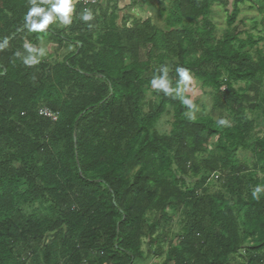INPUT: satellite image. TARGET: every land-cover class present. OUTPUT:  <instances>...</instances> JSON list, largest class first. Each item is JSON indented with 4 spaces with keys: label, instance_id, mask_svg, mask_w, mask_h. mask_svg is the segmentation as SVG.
Listing matches in <instances>:
<instances>
[{
    "label": "trees",
    "instance_id": "16d2710c",
    "mask_svg": "<svg viewBox=\"0 0 264 264\" xmlns=\"http://www.w3.org/2000/svg\"><path fill=\"white\" fill-rule=\"evenodd\" d=\"M73 1L37 32L0 0V264H264V0ZM180 68L231 117L194 115Z\"/></svg>",
    "mask_w": 264,
    "mask_h": 264
},
{
    "label": "rangeland",
    "instance_id": "374dc122",
    "mask_svg": "<svg viewBox=\"0 0 264 264\" xmlns=\"http://www.w3.org/2000/svg\"><path fill=\"white\" fill-rule=\"evenodd\" d=\"M215 12L212 14V18L214 20V22L217 24L218 26V37L222 36L223 33V27L226 25V12L223 9L222 5L216 3L215 4ZM73 10L71 13H69V16H72L74 10H75V1H73L72 4ZM120 7L123 9L121 11L120 14H122L123 11H126L128 13H135L138 17H140L142 20L147 19L149 16H151V10L152 8H148V10L145 12L144 8L140 9V7H135V8H126L125 4H123L120 0ZM241 7V12L239 14L238 20H237V24L241 25V29H244V27L246 28H250L251 25L253 24L254 20H259L260 17L262 16V14L256 9V8H251L249 6V2H245V3H241L240 4ZM243 19L244 20V25H242L239 21ZM131 20L128 21V24L130 25ZM244 36V35H243ZM50 46V44H48V46L42 44V50L48 49ZM259 46L263 48L264 50V41H261L259 43ZM177 92H184L186 94H188L190 96L191 100H199V104L197 107L196 111H193L192 113L194 115H206V114H210L212 115L216 120L218 121H223L224 122L228 119V117H231V112L229 108H225V107H220L219 105L217 106V99L215 98V96L211 93H207V92H203L202 88L200 87L199 84L194 83L192 80H190L189 82H183L180 84L179 89H177ZM151 102H154V97L150 98ZM247 113H249V111H247ZM173 120V116L172 115H165L163 117L162 123L160 128L162 130H169L171 128V122ZM218 136V135H217ZM218 137L215 138V140H217ZM242 157H250L251 156V152H245V151H241ZM249 163H251V160H248ZM218 177V175H216V178ZM177 225V224H176ZM170 247L169 243H165L164 244V248L165 250H168ZM163 260L162 257H155L154 258V262H161Z\"/></svg>",
    "mask_w": 264,
    "mask_h": 264
},
{
    "label": "clouds",
    "instance_id": "9594fccd",
    "mask_svg": "<svg viewBox=\"0 0 264 264\" xmlns=\"http://www.w3.org/2000/svg\"><path fill=\"white\" fill-rule=\"evenodd\" d=\"M72 4L73 0H57L56 3L51 5V8L48 11H45L43 7L36 6L35 0H33V7H31L26 16V23L29 27V30L43 32L47 28V26L53 22L54 14H58L60 20L64 24H69L71 22L69 13H71L73 10ZM34 17H40L39 22L33 19ZM91 18L92 14L89 11H86L82 16V19L85 21H88ZM161 71L166 73L167 69H161ZM177 71L179 72L183 82L190 81L191 78L187 70L180 68ZM152 86L156 88H163L166 92L170 91L167 86V81L164 78L153 79ZM185 103H190V101H185ZM258 190L259 188L257 189V191Z\"/></svg>",
    "mask_w": 264,
    "mask_h": 264
},
{
    "label": "built area",
    "instance_id": "2783aa9c",
    "mask_svg": "<svg viewBox=\"0 0 264 264\" xmlns=\"http://www.w3.org/2000/svg\"><path fill=\"white\" fill-rule=\"evenodd\" d=\"M80 1L83 2L84 4H97L101 0H80ZM40 113L45 116L51 117L53 120H56L57 118V114L55 112H52L51 110H48L46 108H41Z\"/></svg>",
    "mask_w": 264,
    "mask_h": 264
},
{
    "label": "crops",
    "instance_id": "0c3cea01",
    "mask_svg": "<svg viewBox=\"0 0 264 264\" xmlns=\"http://www.w3.org/2000/svg\"><path fill=\"white\" fill-rule=\"evenodd\" d=\"M121 2L123 3V4H128L129 2L127 1V0H121ZM154 260V258H149L147 261H146V264H150L152 261ZM156 262V261H155Z\"/></svg>",
    "mask_w": 264,
    "mask_h": 264
}]
</instances>
